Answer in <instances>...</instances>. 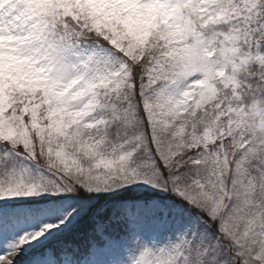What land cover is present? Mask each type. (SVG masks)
Wrapping results in <instances>:
<instances>
[{
    "label": "snow or ice",
    "instance_id": "obj_1",
    "mask_svg": "<svg viewBox=\"0 0 264 264\" xmlns=\"http://www.w3.org/2000/svg\"><path fill=\"white\" fill-rule=\"evenodd\" d=\"M0 264H264V0H0Z\"/></svg>",
    "mask_w": 264,
    "mask_h": 264
}]
</instances>
